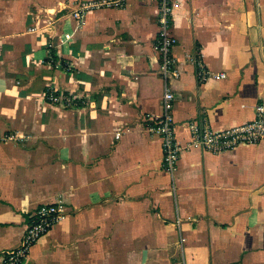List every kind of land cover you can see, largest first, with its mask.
Segmentation results:
<instances>
[{"label":"crops","instance_id":"obj_1","mask_svg":"<svg viewBox=\"0 0 264 264\" xmlns=\"http://www.w3.org/2000/svg\"><path fill=\"white\" fill-rule=\"evenodd\" d=\"M44 1L0 0V133L16 136L0 144V264L56 201L70 215L24 264H264V142L184 150L174 181L162 169L157 2ZM51 2L55 32L35 14ZM173 3L174 126L187 146L191 121L225 130L264 105V0ZM197 55L226 77L200 84ZM48 90L80 105L52 104Z\"/></svg>","mask_w":264,"mask_h":264},{"label":"built area","instance_id":"obj_2","mask_svg":"<svg viewBox=\"0 0 264 264\" xmlns=\"http://www.w3.org/2000/svg\"><path fill=\"white\" fill-rule=\"evenodd\" d=\"M158 6L159 31L154 42V49L159 55V75L163 80L164 92L162 97V113L152 116L150 128L157 133L162 140V169L174 181L178 170V162L181 153L188 149H200L213 155H222L240 147L255 146L264 142V105L255 107V118L241 126L231 127L225 130H215L203 118L189 123L191 140L187 146H181L176 138L173 107L175 94L172 82L178 79L177 60L174 57V48L177 40L172 33L174 22L175 4L173 0H154ZM124 0H104L91 8L110 7L114 4H122ZM85 10L75 12L78 22L82 20ZM196 65V76L200 84H205L212 79H224V73L212 72L204 63L202 56L194 58ZM47 100L52 104H63L65 106H79L80 101L75 95L59 94L48 90ZM120 134L117 135L119 137ZM16 136L0 133V144L13 141ZM71 211L63 201L41 205L29 219V224L17 248L7 250L3 254L2 264H24L29 258L35 245L46 236L55 226L68 218Z\"/></svg>","mask_w":264,"mask_h":264},{"label":"rangeland","instance_id":"obj_3","mask_svg":"<svg viewBox=\"0 0 264 264\" xmlns=\"http://www.w3.org/2000/svg\"><path fill=\"white\" fill-rule=\"evenodd\" d=\"M33 1L36 4L40 5V7H42L41 4H42L43 0H33ZM99 1H104V0H93L92 2L95 5ZM46 4H48V3H46ZM49 5H50V9H52L49 12V14H47V12H43V11L42 12L36 11L35 14H37L39 16L40 20L43 18V15H47V17L49 19L51 30H52V32H55V26H57V21H58V16H59L58 14L60 13V11L58 9H55V7H54L55 4L54 3L51 2ZM45 8H48V7L46 6ZM66 13H67V15L74 17L75 10L74 9H67ZM47 17H45V18H47ZM39 19H38L37 25H41V23L39 22ZM57 63H58L59 66H61L59 62H57ZM66 107L69 108V109L74 108V106H66Z\"/></svg>","mask_w":264,"mask_h":264},{"label":"water","instance_id":"obj_4","mask_svg":"<svg viewBox=\"0 0 264 264\" xmlns=\"http://www.w3.org/2000/svg\"><path fill=\"white\" fill-rule=\"evenodd\" d=\"M146 259V253H144V260Z\"/></svg>","mask_w":264,"mask_h":264}]
</instances>
